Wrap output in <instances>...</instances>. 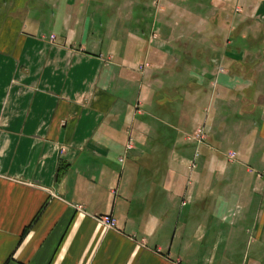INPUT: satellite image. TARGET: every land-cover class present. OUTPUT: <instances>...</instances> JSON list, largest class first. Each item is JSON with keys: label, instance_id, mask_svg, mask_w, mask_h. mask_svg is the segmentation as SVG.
<instances>
[{"label": "crops", "instance_id": "obj_1", "mask_svg": "<svg viewBox=\"0 0 264 264\" xmlns=\"http://www.w3.org/2000/svg\"><path fill=\"white\" fill-rule=\"evenodd\" d=\"M209 1L0 0V264H264V0Z\"/></svg>", "mask_w": 264, "mask_h": 264}, {"label": "rangeland", "instance_id": "obj_2", "mask_svg": "<svg viewBox=\"0 0 264 264\" xmlns=\"http://www.w3.org/2000/svg\"><path fill=\"white\" fill-rule=\"evenodd\" d=\"M260 1H262V0H259V2ZM182 2H184V0H182ZM191 3H192L193 8H195V6H197L198 8L200 7L204 11L207 10V7L211 5V4H209L210 3L209 0H191ZM242 8H243L242 6H236V11L239 13L242 11ZM251 18H253V17H251ZM255 19H256V17H255ZM232 153L236 154V152H232ZM230 157H231V155H230Z\"/></svg>", "mask_w": 264, "mask_h": 264}, {"label": "built area", "instance_id": "obj_3", "mask_svg": "<svg viewBox=\"0 0 264 264\" xmlns=\"http://www.w3.org/2000/svg\"><path fill=\"white\" fill-rule=\"evenodd\" d=\"M198 136L200 138H203L204 134L202 132H199ZM230 155H231V158L236 157L235 153H231ZM100 219H101V222H103V224H105L109 228L116 227L117 225L116 220L112 216L105 215V216H102Z\"/></svg>", "mask_w": 264, "mask_h": 264}]
</instances>
